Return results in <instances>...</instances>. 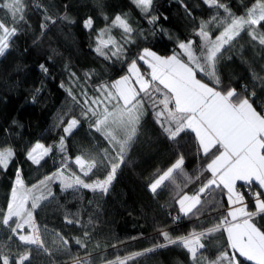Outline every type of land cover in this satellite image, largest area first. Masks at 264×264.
Masks as SVG:
<instances>
[{"label": "snow or ice", "instance_id": "snow-or-ice-1", "mask_svg": "<svg viewBox=\"0 0 264 264\" xmlns=\"http://www.w3.org/2000/svg\"><path fill=\"white\" fill-rule=\"evenodd\" d=\"M176 2L190 19H196L184 0ZM202 2L213 13L208 19H199L194 24L193 33L199 38V43L192 38L177 39L176 49L167 56L144 47L138 55L129 57L127 45L135 43V38L147 39V36L142 30L133 28L127 13L109 18L101 12L106 22L101 29L95 28L92 16L83 20V28L90 34L96 33L93 51L106 61L115 58L125 63L126 72L111 82L102 80L94 84L91 95L84 88L82 103L71 89L68 90L72 100L81 104L80 116H72L66 121L60 119L63 135L57 144L45 146L36 142L26 151V160L39 167L55 148L62 156L54 171L29 186L25 182L22 166L17 165L9 196L5 205L0 207V225L10 233L7 240L15 238L21 245L35 246L52 256L54 253L42 238L35 214L45 202L56 199L53 185L58 184L61 192L83 189L99 196L109 195L142 123L151 115L153 123L170 142L176 143L184 133H193L199 145L198 155L209 160L205 171L210 173V177L205 178L194 193L189 194L184 188L189 182L200 181L201 177L189 176L185 172L183 153H178L166 169L158 170L148 184L153 194L168 184L175 185V203L179 214L172 217V223L176 224L181 217L191 219L203 215L207 201L202 202V196L215 190L226 195L228 207L219 212L210 226L201 225L199 230L193 228L187 234L173 236L168 225H163L157 229L162 243H155L143 252L129 256L105 259L104 264H128L138 256L169 246L181 247L191 264H242L240 258L249 264H264V224L260 222L264 220V102L259 110L256 106V89L264 91V62L259 72L249 65L252 84L242 83V91L231 85L225 86L221 74L222 63L232 59L229 53L236 47L242 33L250 38L253 48L259 47L256 58L264 61V0H253L250 5L239 0L244 7L242 14L234 12L226 0ZM132 3L152 25L148 32L154 33L161 19L155 12V0H132ZM97 6L103 7L102 0H97ZM26 7V0H0V10H4V16L0 17V57H4L14 46V38L25 31ZM67 8L65 4L64 13L55 17L45 10L39 26L40 33L32 41L33 45L47 35L51 25L59 22L70 26L76 23ZM114 28L121 31L122 43L110 34ZM217 30L218 34L213 36ZM240 58L243 63H248L242 55ZM141 62L146 66L145 71H141ZM40 69L48 73L44 64L40 65ZM70 75L76 78V73ZM94 75V72L85 73L89 80ZM60 87L63 88L64 84ZM36 91L40 92V89ZM81 117L89 122V129L100 134L108 144L99 157L91 153L74 158L69 155L67 140L81 125ZM15 157L12 146L0 147V171L7 172L16 162ZM72 164L79 174L72 171ZM100 171L105 173L102 177L97 175ZM176 173L185 177L182 183H177ZM94 176L95 179H90ZM238 182L242 183L238 185ZM212 210H216L215 205ZM79 216V211L66 213L64 219L67 225L87 229L92 224V218L89 217L87 224H82ZM217 234L226 237L223 243ZM56 237L59 241L56 251L70 254L69 239L59 233ZM213 237H217V251L214 256H209L207 253ZM87 238H90V233L85 230L84 238L75 239L76 245L85 248L86 252ZM31 261V250L13 249L0 243V264H31ZM74 264H92L90 254L83 259L76 258Z\"/></svg>", "mask_w": 264, "mask_h": 264}, {"label": "trees", "instance_id": "trees-1", "mask_svg": "<svg viewBox=\"0 0 264 264\" xmlns=\"http://www.w3.org/2000/svg\"><path fill=\"white\" fill-rule=\"evenodd\" d=\"M184 2L191 9L195 20L185 14L176 0H155V12L161 19L155 32L149 33L152 25L147 23L132 0H102V8L97 6V0H26L27 23L23 24L25 31L14 38V46L4 57H0V147L10 145L16 152V162L7 172L0 171V207L5 205L9 196L17 165L22 166L25 182L29 186L59 166L62 154L56 150L42 161L39 167L27 161L25 154L50 126L59 125L62 129L61 118L66 121L72 116H80L81 104L72 100L68 90L71 89L73 95L82 103L81 92L84 88H87L91 95L94 84L102 80L111 82L126 72L125 63L115 58L106 61L93 51L96 47V33H88L82 26L83 20L92 16L95 28L101 29L106 25L101 12L109 18L118 13H127L133 28L142 30L147 36V39L135 38V43L127 45L129 57L138 55L144 47L167 56L176 49L177 39L192 38L199 43V38L193 33L194 24L199 19H208L213 13L202 0ZM226 2L230 3L237 14L244 12L239 0ZM252 2L253 0H244V4L250 5ZM65 4L68 6L69 15L76 23L70 26L59 22L57 25H51L47 35L33 45L32 41L40 33L39 26L45 10L47 14L55 17L64 13ZM221 14L223 15L222 10ZM3 16L4 10H0V17ZM165 16L167 19H164ZM161 28L163 30H160ZM110 34L119 42H123L119 29H112ZM216 34L218 30L213 36ZM133 36L135 37V33ZM249 41L247 34L242 33L236 47L229 53L232 59H226L222 63L221 74L225 86L231 85L242 91L240 88L242 83L250 86L252 84L249 65L255 67L258 72L261 70V63L264 61L256 58L260 51L259 47L253 48ZM240 55L248 63H243ZM41 64L48 68L47 74L41 71ZM141 68L143 71L144 66L141 65ZM34 72L38 73V80L46 81L42 83L40 92L28 86L27 78ZM73 72L76 73V78L71 77L70 74ZM89 72L95 73L91 80L85 76V73ZM61 84H64L63 88L60 87ZM256 91V106L259 110L261 103L264 102V91L259 88ZM14 120L16 123H13ZM81 120V125L67 140L69 155L74 158L76 155L91 153L99 157L108 144L100 134L89 129L87 120L82 117ZM198 150L199 145L193 133H184L176 143L170 142L161 134L158 126L153 123L152 116L149 115L142 123L136 141L118 171L117 180L111 187L109 195L99 196L83 189L61 192L58 184L53 185L56 199L45 202L35 214L42 238L54 253L52 256H48L35 246L21 245L15 238L7 240L10 233L2 225L0 243H5L13 249L19 247L20 250H31V264H74L76 258L83 259L89 254L92 264H104L105 259L129 256L132 253L143 252L155 243H162L163 239L158 235L157 229L163 225H168V230L173 236L187 234L193 228L199 230L201 225L210 226L219 212L228 207L227 197L222 191L215 190L202 196V202H207L204 203V214L199 218L181 217L179 222L173 224L172 217L179 214L178 205L175 203L177 196L175 185H167L171 191L170 197L161 201L157 198L159 189L156 194L148 189V184L158 170L166 169L178 153H183L185 172L189 176L201 177L200 181L189 182L184 188L185 192L194 193L199 184L210 177V173L205 171L209 160L200 157ZM155 164H157L155 168L146 174L145 172ZM71 169L79 174L74 164L71 165ZM104 174L103 171L97 173L100 177ZM175 175L177 183L185 180L179 173ZM95 178L94 176L90 179ZM213 205L216 206L215 211L212 210ZM77 211L80 213L79 219L82 224H87L89 217L92 218V224L88 225L87 229L66 224L65 214ZM193 211L195 212V209ZM260 222L264 224V220ZM85 230L90 233V238L85 239L87 252L85 248L75 243L76 238H84ZM56 233L69 239L70 254L56 251L59 246ZM217 237L221 243L226 239L221 234H217ZM217 237L211 240L212 246L207 253L209 256H214L217 251L215 245ZM240 259L242 264H249L243 261V258ZM128 264H191V262L181 247L169 246L138 256Z\"/></svg>", "mask_w": 264, "mask_h": 264}, {"label": "rangeland", "instance_id": "rangeland-1", "mask_svg": "<svg viewBox=\"0 0 264 264\" xmlns=\"http://www.w3.org/2000/svg\"><path fill=\"white\" fill-rule=\"evenodd\" d=\"M141 65L144 66L142 64V62H141ZM144 68H146V66H144ZM141 71H142V68H141ZM38 76H39L38 73L34 72V73H31L28 76V78H27L28 86L30 88H32L34 91H36L37 89H40L42 87V85H43L42 83L46 82V81H43V80H38L37 79ZM61 135H63V132H62V129H60L59 125H52V126H50L49 129H47L44 132V134L41 136V138H40V140L38 142L45 144V146L54 145V144H57L59 142V138H60ZM54 150H55V148H54ZM156 165L157 164H155L154 166L149 168L148 171L145 172V173L146 174L149 173L152 169L155 168ZM179 183H182L181 180L179 181ZM158 192H159V194H158L157 198H158L159 201H161L163 199H167L168 196L170 197V194H171V191L169 190V188L167 186L160 188Z\"/></svg>", "mask_w": 264, "mask_h": 264}, {"label": "crops", "instance_id": "crops-1", "mask_svg": "<svg viewBox=\"0 0 264 264\" xmlns=\"http://www.w3.org/2000/svg\"><path fill=\"white\" fill-rule=\"evenodd\" d=\"M145 69H146V68H144V70H143V71H145ZM240 183H242V182H238V185H239ZM254 186H255V185H254Z\"/></svg>", "mask_w": 264, "mask_h": 264}, {"label": "built area", "instance_id": "built-area-1", "mask_svg": "<svg viewBox=\"0 0 264 264\" xmlns=\"http://www.w3.org/2000/svg\"><path fill=\"white\" fill-rule=\"evenodd\" d=\"M242 191H244V189H241Z\"/></svg>", "mask_w": 264, "mask_h": 264}]
</instances>
